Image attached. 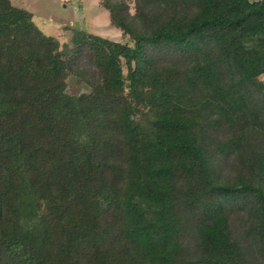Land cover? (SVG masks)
<instances>
[{"label":"trees","instance_id":"obj_1","mask_svg":"<svg viewBox=\"0 0 264 264\" xmlns=\"http://www.w3.org/2000/svg\"><path fill=\"white\" fill-rule=\"evenodd\" d=\"M99 4L0 0V264H264V0Z\"/></svg>","mask_w":264,"mask_h":264},{"label":"rangeland","instance_id":"obj_2","mask_svg":"<svg viewBox=\"0 0 264 264\" xmlns=\"http://www.w3.org/2000/svg\"><path fill=\"white\" fill-rule=\"evenodd\" d=\"M15 6L31 12L33 22L46 35L56 37L60 44L70 43L71 28L122 41L119 29L111 25L108 11L99 6L100 0H11ZM132 6V4H131ZM264 84V74L260 76ZM89 86L78 76L69 75L67 92H88Z\"/></svg>","mask_w":264,"mask_h":264},{"label":"crops","instance_id":"obj_3","mask_svg":"<svg viewBox=\"0 0 264 264\" xmlns=\"http://www.w3.org/2000/svg\"><path fill=\"white\" fill-rule=\"evenodd\" d=\"M100 7H102L100 4H99ZM103 8V7H102Z\"/></svg>","mask_w":264,"mask_h":264}]
</instances>
